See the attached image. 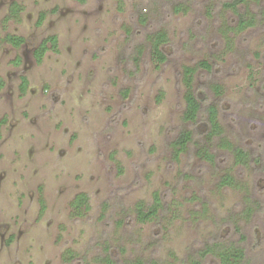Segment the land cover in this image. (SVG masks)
Returning a JSON list of instances; mask_svg holds the SVG:
<instances>
[{
	"label": "rangeland",
	"instance_id": "1",
	"mask_svg": "<svg viewBox=\"0 0 264 264\" xmlns=\"http://www.w3.org/2000/svg\"><path fill=\"white\" fill-rule=\"evenodd\" d=\"M12 1L0 0V264H104L108 255L219 264L200 256L216 242L243 247L242 264H264V0L237 11L233 0H16L17 19ZM239 13L255 25L236 31ZM159 30L164 63L151 52ZM8 34L26 42L13 47ZM52 35L57 50L38 62ZM200 61L211 65L193 80L208 96L204 112L217 106L248 165L219 139L213 162L195 144L174 156L184 130L206 141L205 113L184 119V68ZM227 173L236 186L220 184ZM80 193L83 214L72 206ZM156 193L158 216L139 222L137 203Z\"/></svg>",
	"mask_w": 264,
	"mask_h": 264
},
{
	"label": "trees",
	"instance_id": "2",
	"mask_svg": "<svg viewBox=\"0 0 264 264\" xmlns=\"http://www.w3.org/2000/svg\"><path fill=\"white\" fill-rule=\"evenodd\" d=\"M84 2L85 0H80ZM246 0H233L232 2L226 3V6L237 11V6ZM20 5L15 2L12 7V16L14 18L19 17V11L21 10ZM239 23L234 28L236 31L241 32L251 26L255 25V17L248 19L244 13H239ZM44 15L40 19V23L43 21ZM6 40L14 46H20L24 42V37L18 35L8 34ZM151 40V52L154 60L159 63H164L167 60V55L163 50V45L168 41V34L165 30H159L150 36ZM48 43L51 45L48 46ZM58 37L52 35L47 37L42 44L35 51L38 62H41L49 48L57 50ZM205 69L210 70L211 65L207 61H200L196 66H186L184 68V83L187 87L184 98L186 107L184 110V119L190 123H197L200 116L205 113L206 121L205 131L207 137L204 144L195 141V134L192 130L182 131L173 142L174 156L176 159L179 158L182 152H185L187 148L195 144L197 145V152L201 157L207 161L213 162L215 160V154L210 151V142L219 139L220 146L229 150L234 155V162L237 165H248L251 161L249 152L243 147L235 146L228 138L224 135V128L218 119V108L216 105L209 103L204 112V100L208 97L204 91L193 87V80L198 70ZM27 79L24 78L23 91L27 87ZM216 93L222 92V87L218 84L212 86ZM220 184L222 186H236L237 179L234 175L227 173L222 176ZM72 206L76 209L78 214H83L90 208L89 195L87 193L78 194L72 202ZM162 199L158 193L154 195V200L151 204L147 205L144 202L137 203L135 207L136 218L139 222H150L154 220L162 208ZM74 256L73 252H71ZM212 254L219 260V264H242L246 257V251L243 247L235 244H225L216 242L212 246H208L200 252V256L205 258L207 255ZM104 264H116L115 260L109 255L101 258ZM127 264H145V261L141 258L128 260ZM150 264H160L157 260L151 261ZM194 264H201L200 260L194 261Z\"/></svg>",
	"mask_w": 264,
	"mask_h": 264
},
{
	"label": "flooded vegetation",
	"instance_id": "3",
	"mask_svg": "<svg viewBox=\"0 0 264 264\" xmlns=\"http://www.w3.org/2000/svg\"><path fill=\"white\" fill-rule=\"evenodd\" d=\"M15 2H17L19 5H20V3L18 2V1H16V0H14V1H12L11 2V4H10V6H9V13H8V17L9 18H13L14 19V17H11L12 16V7H13V4L15 3ZM20 7H22L21 5H20ZM21 10L19 11V14L21 13V11H22V9H23V7L22 8H20ZM44 18V17H43ZM16 19V18H15ZM11 35H16V34H11ZM18 36H20V35H18ZM21 37H23V36H21ZM24 42L20 45V46H22L25 42H26V38L24 37ZM43 42V41H42ZM11 44V43H10ZM42 44V43H41ZM13 47H20V46H14L13 44H11ZM39 47V46H38ZM38 47H37V49H38ZM36 49V50H37ZM35 50V51H36ZM24 78H26V77H24ZM24 78H23V82H24ZM27 79V78H26ZM27 81H28V79H27ZM28 84V83H27ZM26 89H27V87H26ZM26 91V90H25Z\"/></svg>",
	"mask_w": 264,
	"mask_h": 264
}]
</instances>
